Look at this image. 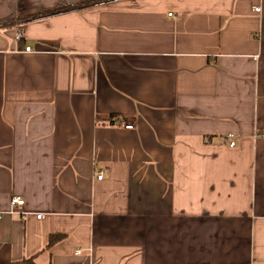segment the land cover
Instances as JSON below:
<instances>
[{"label": "crops", "instance_id": "1", "mask_svg": "<svg viewBox=\"0 0 264 264\" xmlns=\"http://www.w3.org/2000/svg\"><path fill=\"white\" fill-rule=\"evenodd\" d=\"M0 212V264H264V0H0Z\"/></svg>", "mask_w": 264, "mask_h": 264}, {"label": "built area", "instance_id": "2", "mask_svg": "<svg viewBox=\"0 0 264 264\" xmlns=\"http://www.w3.org/2000/svg\"><path fill=\"white\" fill-rule=\"evenodd\" d=\"M253 10L256 11V12H259L260 7L255 6V7H253ZM21 38H22L21 29H20V27L18 26V27H16L15 32H14V39H16V40H20ZM29 49H30L29 46H26V47H25V50H26V51H28ZM125 127H126V128H131L132 125H125ZM229 144H230V145H234V142L230 141ZM101 176H102L101 173H99V174L97 175L98 178H100ZM23 204H24V200H23L21 197H19V196H13V197H11L10 200H9V209H8V211H9V212H15V211H18V207H19V206H22ZM20 213H21L22 217L24 218V217H25V213H24L23 211H21ZM1 215H2V214H1V212H0V218H1ZM36 217L39 218V217H40V214H36Z\"/></svg>", "mask_w": 264, "mask_h": 264}, {"label": "trees", "instance_id": "3", "mask_svg": "<svg viewBox=\"0 0 264 264\" xmlns=\"http://www.w3.org/2000/svg\"><path fill=\"white\" fill-rule=\"evenodd\" d=\"M89 3H90V2H88V4H89ZM91 3H92V2H91ZM72 7H74V5H69V4H68V5H63V6H61V7L55 8V9H53V10L39 13L38 15H43V14H53V13L60 12V11H62V10L70 9V8H72ZM38 15H36V16H38ZM59 238H62V236H61V235L52 236V237L50 238V242H54V241L58 240Z\"/></svg>", "mask_w": 264, "mask_h": 264}]
</instances>
